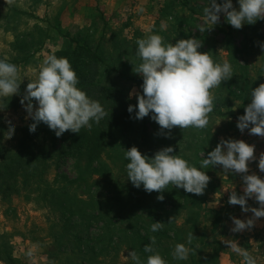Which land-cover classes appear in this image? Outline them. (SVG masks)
I'll return each mask as SVG.
<instances>
[{
    "label": "rangeland",
    "instance_id": "obj_1",
    "mask_svg": "<svg viewBox=\"0 0 264 264\" xmlns=\"http://www.w3.org/2000/svg\"><path fill=\"white\" fill-rule=\"evenodd\" d=\"M208 4L209 0H13L11 4L0 0V57L20 66L24 79L22 97L27 84L37 78L44 59L79 43L96 50L110 66L104 67L100 80L135 93L130 97L132 105H136L143 83L134 72V65L140 63L136 41L153 33L161 35L165 43L199 39L203 44L199 51L210 53L217 62H230L233 71L230 80L212 89L214 108L203 129L176 126L161 131L150 113L142 120L134 118L130 129L109 134L103 146L106 150L101 161L93 164L94 170L86 169L84 156L69 152L66 149L70 148H62L58 142L53 146L56 149H50L42 179L23 178L14 189L0 180V264H133L127 257L131 250L137 252L141 264H146L150 254L140 244L128 242L136 231L137 235L150 236V243L151 237H156L153 247L168 264H186L187 260L172 256L175 245L186 243L182 239L191 233L188 230L194 220L186 209L178 211L172 222V218L163 221L168 227L160 240L150 225L161 222V212L151 216L140 207L130 213V218L124 215L121 199L133 194L141 199L147 196L154 207L172 204L165 200V190L149 193L143 186L136 189L128 180L125 150L133 146L148 157L173 147L175 154L199 168L222 138L243 140L255 145V158L249 161L246 174L264 179V172L258 167L264 153V136L237 128L238 117L245 114V107L251 102V89L264 83V20L236 29L221 13L219 22L211 25L204 19L203 10ZM233 6L239 8L238 0H233ZM161 21H166V29H161ZM21 99L13 106L0 99V142L5 148L1 155L17 151L21 128L34 123ZM33 104L38 107L35 100ZM10 122L16 126L12 136L7 135ZM202 170L210 177L203 194L187 193L169 185L181 195L182 203L200 199L202 209H206L200 213L204 221L200 227L206 225L207 242L219 252V264L245 263L242 255L230 247L234 242L255 256L258 264H264V217L255 218L251 211L244 212L240 205L228 203L232 191L244 195L245 174L225 173L219 165ZM83 176L92 180L81 182ZM64 187L71 188L72 195L86 202L83 212L72 213L77 209H73L74 205H60L67 197ZM161 194L163 201L157 199ZM247 207L260 205L253 197L248 199ZM209 210L213 212L209 214ZM232 217L253 219L254 225L233 232ZM127 223L134 224L130 234L123 231ZM174 233L178 234L176 239ZM212 248L208 253H212Z\"/></svg>",
    "mask_w": 264,
    "mask_h": 264
},
{
    "label": "clouds",
    "instance_id": "obj_2",
    "mask_svg": "<svg viewBox=\"0 0 264 264\" xmlns=\"http://www.w3.org/2000/svg\"><path fill=\"white\" fill-rule=\"evenodd\" d=\"M11 4L13 0H6ZM239 8L233 6V0H209L204 8V19L208 24L216 25L220 14H225V20L236 29L245 24H255L264 20V0H238ZM166 21H161V29H166ZM200 31H203L201 28ZM136 56L140 63L134 65V72L142 77V94L137 95L138 103L129 105L128 112H135V119L142 120L149 116L161 128L171 130L176 126L182 129L194 127L203 129L208 126V114L214 108L212 89L233 77L230 62H217L210 53L201 52L203 44L199 39H179L173 43H165L159 34H150L146 38L136 41ZM264 49V45H261ZM24 79L20 66L7 57H0V99L17 93ZM80 81L76 71L66 57L50 55L43 60L38 69V76L27 84L25 94L21 99L22 106L34 121L29 126L30 132H35L43 122L57 137L65 132L79 133L82 128L91 129L93 123L99 124L108 113L103 105L91 98L78 87ZM135 93H130V96ZM251 102L245 107V114L238 117L237 128L249 134L264 136V83L251 89ZM35 100L38 107L33 104ZM15 124L10 122L8 136L15 131ZM255 145L243 140L221 139L207 158L200 162V167L191 165L180 154H175L173 147H166L157 151L154 157L143 155L133 146L125 150L126 172L128 180L137 188L149 193H162L172 184L182 188L187 193L203 194L208 186L210 177L206 169L211 166H222L225 173H240L243 175L244 195H237L232 191L228 203L240 205L242 211H251L255 218L264 217V179L252 174L247 175L249 161L253 160ZM258 167L264 172V153L259 157ZM255 198L259 208H248L249 198ZM163 201L161 194L157 197ZM174 218L171 219V222ZM234 227L231 231L239 233L253 227L254 220L247 221L232 217ZM162 222L150 225L152 232L161 230ZM193 233H190L186 243L175 245L172 256L179 261H185L194 250L191 245ZM156 237H151L143 251L149 253L146 264H168L156 252L153 245ZM232 250L243 256L245 264H258L257 258L244 250L238 243H231ZM133 264H141L140 257L135 250L128 253Z\"/></svg>",
    "mask_w": 264,
    "mask_h": 264
},
{
    "label": "trees",
    "instance_id": "obj_3",
    "mask_svg": "<svg viewBox=\"0 0 264 264\" xmlns=\"http://www.w3.org/2000/svg\"><path fill=\"white\" fill-rule=\"evenodd\" d=\"M56 55L58 57H66L69 59L73 69L76 71L79 78V85L82 90H84L91 98L98 100L108 115L100 121L99 124L93 123L92 128L89 130L87 128H82L79 133H72L70 130L65 132L62 136L57 137L53 130L41 122L35 132H30L29 126L21 128V136L18 138L17 151L4 153L1 155L5 148H1L0 142V180L3 184H9L14 188L17 187L18 183H21L23 178L27 180H37L42 179L44 175V170L48 164V158L50 154V149H56L55 146L60 142V146L68 147L66 149L69 152H75L85 157L86 169L94 170L92 166L95 162H100L102 155L106 149L103 146L109 134L122 129H130L133 125L135 113H129L128 107L132 105V99L129 94L128 89H121L104 84L100 77L104 67L110 68L105 59H103L96 50L92 48L76 43L75 47L57 51L51 55ZM22 98V92L19 90L13 95L9 94L3 97L5 103L9 105H17L19 99ZM72 147L76 149H72ZM92 180V177L81 179V182ZM79 182V181H78ZM80 184V182H79ZM137 189V187H136ZM66 193V201L61 202L60 205L71 206L77 208L72 211L83 212L85 207V201L80 199L78 195H72V190L69 187H64L62 189ZM166 199L172 204L165 207H154L147 201V196L143 199L131 196L126 200L121 199L124 215L132 216L130 213L133 212L135 208L146 209L150 212L149 215H158L157 212H161V222L164 226L161 230L155 232L157 240L165 234V230L168 224L163 221H168L170 218L177 216L178 211L183 209L187 210L188 216L192 214L194 222L189 227V233H193V240L191 245L188 247L194 249L187 259L186 264H219V252L217 253L214 248L207 242V227L203 224V219H201L202 212L206 209H202L200 199H188L187 201L180 200L181 195L174 190L170 185L165 189ZM135 192V191H134ZM131 202V203H129ZM99 203V201H97ZM183 204H185L183 206ZM170 207V209H169ZM160 209V210H159ZM213 211L209 210L208 213ZM217 214V213H216ZM175 220V219H173ZM170 224V223H169ZM134 224L127 223V227L123 229L125 233L132 231ZM176 226V225H174ZM175 228V227H174ZM178 237L177 233H174V239ZM188 238V237H187ZM187 238H183L182 241L186 242ZM131 244H140L144 248L147 244H150V236H140L131 237L128 239ZM209 248H212V253H208ZM197 254L195 255V250ZM163 255V254H162ZM243 257V256H242ZM234 262V258H231ZM245 264V263H242Z\"/></svg>",
    "mask_w": 264,
    "mask_h": 264
},
{
    "label": "crops",
    "instance_id": "obj_4",
    "mask_svg": "<svg viewBox=\"0 0 264 264\" xmlns=\"http://www.w3.org/2000/svg\"><path fill=\"white\" fill-rule=\"evenodd\" d=\"M231 260V259H230Z\"/></svg>",
    "mask_w": 264,
    "mask_h": 264
}]
</instances>
